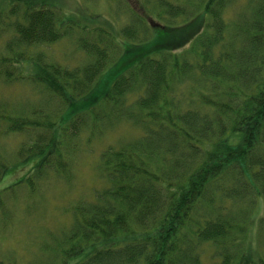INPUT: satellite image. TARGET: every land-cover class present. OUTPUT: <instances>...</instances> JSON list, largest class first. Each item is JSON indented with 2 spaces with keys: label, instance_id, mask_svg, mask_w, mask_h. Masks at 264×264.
Returning a JSON list of instances; mask_svg holds the SVG:
<instances>
[{
  "label": "trees",
  "instance_id": "obj_1",
  "mask_svg": "<svg viewBox=\"0 0 264 264\" xmlns=\"http://www.w3.org/2000/svg\"><path fill=\"white\" fill-rule=\"evenodd\" d=\"M109 5L118 30L51 0H0V84L28 94L0 106V136L23 138L11 161L0 152V178L32 164L0 190V232L16 190L68 186L80 144L126 123L138 137L96 153L104 186L46 231L38 264H208V246L209 264H264V0ZM73 34L84 62L50 61Z\"/></svg>",
  "mask_w": 264,
  "mask_h": 264
},
{
  "label": "rangeland",
  "instance_id": "obj_2",
  "mask_svg": "<svg viewBox=\"0 0 264 264\" xmlns=\"http://www.w3.org/2000/svg\"><path fill=\"white\" fill-rule=\"evenodd\" d=\"M51 3H55L54 7L60 13L66 16L72 15L73 18H76L79 26L85 25L86 23L83 24L85 21L96 20L101 26H106V29L108 28V31H110L109 27L105 25L106 22L110 21L109 23L116 30L125 23L124 18L118 21L115 19L117 15L110 7L109 0H51ZM2 10H5V8ZM87 15L88 18H86ZM95 16L97 18H93ZM75 39L76 36L73 34V36H67L47 48L49 60L72 67L82 64L84 58L76 50ZM3 41L4 37L0 38V53L2 52ZM37 93H32L35 101L38 98ZM27 96V87L20 84V82L8 86H1L0 84V106L5 107L6 105L24 102ZM0 127H2V123H0ZM109 129L99 136H94L92 138L94 140L90 142L85 153L83 144H80L78 159L72 172L73 177L68 182V186L67 183L62 181L49 180L44 183L41 199L37 194H34L35 199L29 197L26 189L16 190L18 199L22 198V203L19 204L21 209L17 208L14 212V224H11L7 231L0 232V264H38L40 259L38 244L40 241L45 240L46 231L56 230L57 226H62L63 222H65L64 225L67 224V216L70 215L69 211L72 206L79 204L82 200L92 199L95 190L104 186L102 179L99 180L95 171L96 153L98 154L108 144L113 149H120L121 146L132 142L140 133L137 128L126 123ZM22 140V136L18 134L0 136V152L3 161L4 158L8 161L12 160L14 155L11 151L16 150ZM91 150L94 152L92 153ZM0 166L6 167L4 164H0ZM31 166L32 164L28 163L9 174L7 173L6 177L2 175L0 190L6 187L9 182L15 181L28 173ZM10 201H13V199H10ZM212 253V248L208 246L202 255L204 263H210L209 257Z\"/></svg>",
  "mask_w": 264,
  "mask_h": 264
}]
</instances>
